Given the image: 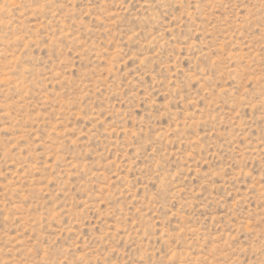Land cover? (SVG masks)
<instances>
[{
  "label": "rangeland",
  "instance_id": "374dc122",
  "mask_svg": "<svg viewBox=\"0 0 264 264\" xmlns=\"http://www.w3.org/2000/svg\"><path fill=\"white\" fill-rule=\"evenodd\" d=\"M0 264H264V0H0Z\"/></svg>",
  "mask_w": 264,
  "mask_h": 264
}]
</instances>
